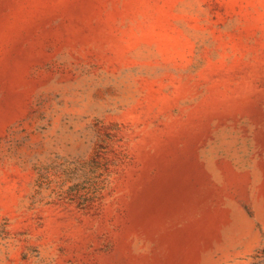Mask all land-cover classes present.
<instances>
[{
    "label": "rangeland",
    "instance_id": "374dc122",
    "mask_svg": "<svg viewBox=\"0 0 264 264\" xmlns=\"http://www.w3.org/2000/svg\"><path fill=\"white\" fill-rule=\"evenodd\" d=\"M0 264H264V0H0Z\"/></svg>",
    "mask_w": 264,
    "mask_h": 264
}]
</instances>
